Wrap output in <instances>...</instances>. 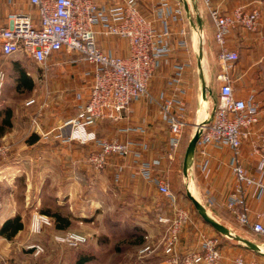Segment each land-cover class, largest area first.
<instances>
[{"label": "built area", "instance_id": "1", "mask_svg": "<svg viewBox=\"0 0 264 264\" xmlns=\"http://www.w3.org/2000/svg\"><path fill=\"white\" fill-rule=\"evenodd\" d=\"M36 8L38 18L31 13L20 12L9 17L0 26V53L5 56L21 54L35 62L47 65L49 60L68 56L71 64L87 63L90 67L83 71L88 80V93H77L78 112L60 128L57 135L63 141H76L82 145H92L93 149L87 162L96 171L114 165L115 182H120L127 167H132L130 176L142 178L173 203L172 214L162 215L159 222L166 225L163 238V264H219L223 258L220 238L204 231L198 232L199 241L195 247L185 251L179 249L184 227L191 221L190 212L177 204L169 180L156 173L161 159H146L148 143L135 139H105L98 135L96 127L100 122H119L126 113L132 112L134 104L143 98L154 103L169 129L166 157L173 160L181 147L188 126L186 118L187 93L183 85L184 69L187 64L174 65V73L168 85L177 91L169 95L165 90L159 95L150 91L151 81L161 67L164 58L173 51L172 39L176 25H181L182 35L178 47L187 49V12L185 3L191 6L194 0H155L152 16L145 15L139 7V0H29ZM215 28V41L220 47L219 59L222 82L219 99L215 105L214 117L202 127L197 144L205 160L203 171L209 166L205 147L228 146L232 155L230 166L236 184L228 195L227 207L238 222L264 237V212L252 211L247 201L249 191L256 199L264 197V180L249 174L244 163L242 146L245 140H252L254 154L260 160L258 169H264V130H258L261 123V105L252 95L248 98L237 97L234 93L230 75L231 64L238 61V51L228 47V39L238 28L256 35L264 45L262 11L258 6L239 5L231 11L212 8L209 0H204ZM201 34V35H200ZM200 30L192 38L197 46L201 45ZM100 37H118L128 42L129 51L119 55L103 49ZM199 38V42L197 40ZM5 73H0V86ZM214 107L205 106L211 113ZM122 132L144 133L142 126H129ZM10 152L7 145L0 146V157ZM114 158L120 159L115 164ZM192 173V171H191ZM186 177V176H185ZM193 177V174H192ZM190 178V177H187ZM53 220L47 214L35 211L31 229L41 233ZM54 239L71 247H78L88 241V236L77 231H56ZM27 248L36 254L44 251L39 243ZM147 245L143 253L150 252ZM0 264H19L0 256ZM231 264H264L257 259H249L242 253L235 255Z\"/></svg>", "mask_w": 264, "mask_h": 264}, {"label": "crops", "instance_id": "2", "mask_svg": "<svg viewBox=\"0 0 264 264\" xmlns=\"http://www.w3.org/2000/svg\"><path fill=\"white\" fill-rule=\"evenodd\" d=\"M117 0H110L116 2ZM155 0H139L140 10L147 16H152L153 5ZM199 11L194 9V3L190 4V15L195 25L192 24L187 14L188 23L186 29L188 31L187 38L190 45L187 49L178 47L177 42L182 35L179 33L181 25H176L175 34L172 39L173 51L162 61L161 67L155 73L151 84L150 91L154 95L165 90L169 95H177V91L168 85V80L174 73V65L177 63L187 64L184 69L183 87L187 93L185 101L187 104L186 118L189 126L194 127V131L188 138L186 133L184 135L183 143L179 148L175 158L169 160L166 157V150L169 141V129L163 117L160 114L157 106L151 103L147 98H143L136 102L133 111L126 113L125 117L119 122L104 121L100 122L96 131L98 135L105 139H135L143 140L148 143V150L145 152L146 159H161V164L156 167V173L171 179L173 171L184 162V156L187 149V140H190L196 131V125L200 123L205 116L202 109L205 108V103L202 98V89L199 80V72L197 65V46L192 42V38L196 36L197 31V14L200 12L203 22V51L207 56L209 49L205 45L208 42L215 40V28L213 21L209 16V11L203 6L204 0H199ZM239 5L258 6L262 11V27L264 29V0H212V6L219 8L222 11H231ZM212 7V8H213ZM28 12L35 18H38L36 8L30 3L29 0H0V26L5 25L9 21L11 15ZM100 45L107 51H112L119 55H126L129 51L128 42L125 39L118 37L104 38L100 37ZM198 42L200 41L197 38ZM228 47L232 50L238 51L240 58L238 61L231 64L230 75L233 80L234 93L237 97L248 98L254 96L257 102L261 105V123L258 130H264V45L259 41L256 35L244 31L242 28L235 30L228 39ZM68 57V56H66ZM0 58L2 56L0 55ZM219 58V53H218ZM208 59V57H207ZM68 60V59H67ZM196 60V62H195ZM219 60L220 68L215 67L207 60L208 69L205 65V57L203 60L204 69L206 73L207 83L212 89V95L208 96V105L214 107L219 99V91L217 86L221 87L222 82L219 79L222 73V64ZM67 62V61H66ZM70 63V62H69ZM67 64V63H66ZM71 64V63H70ZM58 69V79L51 81V88L56 92H61L60 98L54 99L55 102L51 103L54 106L49 108L38 117L43 129L36 131L31 126L30 121L26 117H19L12 115L9 117L11 122V131L1 133V140H6L7 146L10 149V157L8 159V166H1L0 174L4 173L8 176L13 184L23 182L31 188L33 184H49V183H75L79 178V171L84 170L86 161V154L89 150L93 149L92 145H82L76 141H63L57 135L60 128L66 121L76 116L78 112L77 93L84 91L88 93V80L84 78L83 71L90 66L85 63L71 64L64 66L63 64ZM206 67V68H205ZM212 73V79L207 76V73ZM218 72V73H217ZM78 73V75H77ZM216 73V74H215ZM214 75V76H213ZM73 79L72 93H65L68 91L67 81ZM72 78V79H71ZM209 82H212L211 84ZM86 83V84H85ZM197 84V103L195 107L193 102L192 93L196 90ZM54 91V92H55ZM50 103L41 105L45 107L51 106ZM56 104V106L54 105ZM45 106V107H44ZM55 110V111H54ZM29 121V122H28ZM25 123V125H24ZM29 127L27 124H29ZM129 126H142L146 129L144 133L139 132H122L121 129ZM190 134V133H189ZM34 137L33 142H29V138ZM208 153L209 166L207 171H203L201 164L205 160V156L201 152V147H197L193 166V192L195 196L208 208L210 213L221 223L234 231L237 225H240L248 231L254 233L249 228L241 225L233 213L227 207L228 195L233 190L236 179L230 166L231 149L228 146L215 147L208 145L205 147ZM243 163L249 174L262 178L264 180V169H258L260 158L254 154L252 140H245L242 146ZM113 160L119 161L120 159L114 158ZM112 160V161H113ZM110 167V166H109ZM113 168V166H112ZM132 167H127L124 175L125 180H132L130 176ZM1 177V175H0ZM136 179V178H135ZM137 180H143L137 178ZM151 185V184H150ZM30 190V189H29ZM34 192V189H33ZM26 198L23 208L19 209L16 201L11 199L7 209L0 212V229L4 222L17 215L22 217L24 228L20 230L12 239H8L0 234V255L7 254L10 258L15 257L18 249L26 247L30 242L26 238L31 229V213L32 207L36 205L37 201L42 199V195L33 199V204L29 203ZM247 201L252 211L264 212V197L256 199L249 191ZM190 212V210H189ZM44 214H47L43 212ZM48 215V214H47ZM69 215L73 220V227L75 228L76 213L65 214ZM73 215V217H72ZM199 213L190 212L191 221L184 227L181 235V244L179 249L183 252L188 248L195 247L198 244V232L204 231L208 234H215L213 227L203 221ZM210 226V227H206ZM212 228V229H211ZM237 247L239 249H237ZM235 246L227 241H222L221 251L223 258L219 264H231L233 257L242 250V245ZM246 248V247H245ZM161 253L158 255L159 264H163L164 258L163 247ZM249 250V249H247ZM251 251V250H250ZM155 249L151 245L149 254H153ZM253 252V251H252ZM254 253V252H253ZM256 254V253H255ZM258 255V254H257ZM260 256V255H258ZM262 257V256H261ZM140 258H145L142 255ZM251 259H255L250 257ZM142 264H157L147 259Z\"/></svg>", "mask_w": 264, "mask_h": 264}, {"label": "rangeland", "instance_id": "3", "mask_svg": "<svg viewBox=\"0 0 264 264\" xmlns=\"http://www.w3.org/2000/svg\"><path fill=\"white\" fill-rule=\"evenodd\" d=\"M209 3L213 7L212 0H209ZM203 6L209 11L205 1ZM201 41L202 43L204 41L202 36ZM211 43L207 41L205 45L206 48H211L208 56L204 54L205 65L208 69V60L211 66L215 65V67L220 68L218 60L220 47L214 39L212 45ZM67 59L68 57L65 56L59 61L57 59L49 60L47 65H43L21 54L0 58V73H5L3 84L0 86V135L11 131V125L5 124L4 119L12 115L26 117L36 131H40V128L43 129L38 117L41 118L44 111L54 107L51 104L55 102L54 99L60 98L61 92H56L51 88V81L58 79L57 71L62 66H58V64L71 65ZM23 72H26L32 80L33 89H28L22 83ZM207 76L210 81L212 73L208 72ZM62 80L67 81L68 91L65 93L74 92L72 90L73 79L71 82L65 78ZM195 88L192 98L197 108V84ZM216 88L220 93V87L217 86ZM47 103H50L51 106H44L43 109L41 105ZM54 105L56 106V104ZM202 109H205L204 106ZM30 123L27 124L28 127ZM193 131V126L188 125L186 127L185 133L188 138ZM189 141L186 142L187 146ZM6 144V140H1L0 137V146ZM91 152L92 149L87 152L85 164L82 165L84 170L79 171V178L76 179L77 182L75 183L33 184L29 188L23 182L13 184L6 174H0V212L7 209L11 199L12 201L15 200L21 209L26 205V198H28L29 203L33 204V199L42 195V199L36 202L29 214L31 224L35 211L43 213V209H51L52 211L60 210L64 214L73 212L77 215L74 217L72 215L76 220V226L67 231H77L88 236V241L78 247L58 243L54 239L56 230L53 223L52 226L44 227L41 233H35L30 229L24 238L30 241L27 246L18 249L15 257L10 258L7 254H1L2 258L19 264H74L72 248H82L91 251L94 255L91 264H142L146 261H142L143 259L159 264L160 257L158 255L162 251V242L167 228L166 225L159 222V218L162 215L172 214V201L145 180H137V178L134 181L125 180L123 174L122 180L115 182L114 165H109L110 167L108 166L102 171L94 170L87 162ZM9 157L10 152L7 156L0 157V169L3 165L8 166ZM115 162L118 161H112L113 164ZM190 183L191 178L185 177L183 163H181L171 175L170 188L180 207L186 208L190 212H197L187 197V189L190 187ZM234 232L258 244L264 243V237L256 233H248L240 225L235 227ZM214 233V235L219 236L220 242L227 241L236 247L240 246L235 240L218 232ZM33 243L41 244L44 251L36 254L34 249L27 248ZM147 245H152L155 249L153 254L142 252ZM242 247L240 252L247 258L251 259L250 257H252L264 262V257L247 250L244 246ZM237 249L239 248L237 247ZM142 255L145 258H140ZM163 259L161 258V260Z\"/></svg>", "mask_w": 264, "mask_h": 264}, {"label": "water", "instance_id": "4", "mask_svg": "<svg viewBox=\"0 0 264 264\" xmlns=\"http://www.w3.org/2000/svg\"><path fill=\"white\" fill-rule=\"evenodd\" d=\"M194 9L196 11H199V6H198V1L199 0H194ZM185 9L188 14V17L190 18L192 24L194 23L193 19L191 18L190 15V7L188 3H185ZM197 28L202 31L203 30V22H202V17L200 15V12L197 14ZM196 26V25H195ZM204 51H203V43L199 46V53L197 57V65H198V72H199V80H200V85L202 89V98L205 103V105H208V96L212 95V89L209 87L207 83V78H206V73L204 69ZM214 112H215V106L211 113L207 112V116L204 120H202L200 123L196 125V131L192 138L189 141V144L187 146L185 156H184V162H183V173L186 177L191 178V183H193V177H192V166H193V161L197 149V144L199 142L201 133H202V127L211 122V120L214 117ZM187 197L191 200L193 203L195 209L203 219L205 223L210 225L223 236H226L230 239L235 240L238 244L246 247L247 249L253 251L254 253L264 257V243L263 244H258L255 241H252L248 238H245L241 236L240 234L234 232L232 229L227 227L225 224L221 223L219 220H217L207 209V207L197 198L192 192V189L189 187L187 189Z\"/></svg>", "mask_w": 264, "mask_h": 264}, {"label": "trees", "instance_id": "5", "mask_svg": "<svg viewBox=\"0 0 264 264\" xmlns=\"http://www.w3.org/2000/svg\"><path fill=\"white\" fill-rule=\"evenodd\" d=\"M0 55L2 56V58L10 57V56H5L1 53ZM22 78H23L22 83L25 84L28 89L30 90L33 89L34 84L32 80L28 77L26 72H23ZM4 122L7 125L11 124L9 117L4 119ZM33 140H34V137L29 138V142H33ZM43 212L47 213L52 218L53 223H54V228L56 231L65 232L73 227L72 218L69 215H65L62 211L60 210L52 211L51 209H43ZM23 228H24V222L22 221V217L20 215H17L13 218L7 219L4 222V224L2 225L0 229V234L5 236L8 239H12ZM221 245H222V242H220V248H221ZM72 253H73L72 259H73L74 264H91L94 259V255L91 253V251L86 250V249L72 248Z\"/></svg>", "mask_w": 264, "mask_h": 264}, {"label": "bare ground", "instance_id": "6", "mask_svg": "<svg viewBox=\"0 0 264 264\" xmlns=\"http://www.w3.org/2000/svg\"><path fill=\"white\" fill-rule=\"evenodd\" d=\"M204 114L206 115V110L204 111ZM193 187H194V182L193 183H190V188L192 189V192H193ZM194 194V192H193ZM195 195V194H194ZM196 197V196H195Z\"/></svg>", "mask_w": 264, "mask_h": 264}]
</instances>
